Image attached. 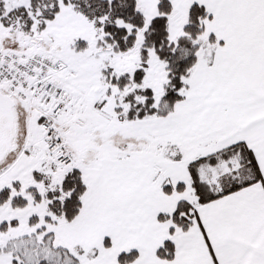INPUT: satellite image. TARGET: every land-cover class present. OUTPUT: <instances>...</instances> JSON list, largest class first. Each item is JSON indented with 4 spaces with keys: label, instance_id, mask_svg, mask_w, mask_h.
<instances>
[{
    "label": "snow or ice",
    "instance_id": "1",
    "mask_svg": "<svg viewBox=\"0 0 264 264\" xmlns=\"http://www.w3.org/2000/svg\"><path fill=\"white\" fill-rule=\"evenodd\" d=\"M0 264H264V0H0Z\"/></svg>",
    "mask_w": 264,
    "mask_h": 264
}]
</instances>
